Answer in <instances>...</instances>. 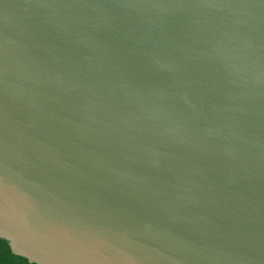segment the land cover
<instances>
[{
	"label": "water",
	"instance_id": "1",
	"mask_svg": "<svg viewBox=\"0 0 264 264\" xmlns=\"http://www.w3.org/2000/svg\"><path fill=\"white\" fill-rule=\"evenodd\" d=\"M0 264H264V0H0Z\"/></svg>",
	"mask_w": 264,
	"mask_h": 264
}]
</instances>
